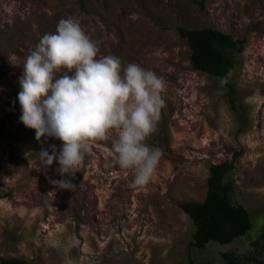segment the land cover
<instances>
[{
    "label": "rangeland",
    "instance_id": "rangeland-1",
    "mask_svg": "<svg viewBox=\"0 0 264 264\" xmlns=\"http://www.w3.org/2000/svg\"><path fill=\"white\" fill-rule=\"evenodd\" d=\"M201 2V4H199ZM73 18L99 52L136 63L165 82V107L149 146L163 150L150 182L135 186L111 150L116 131L96 141L61 177L57 162L39 170L41 148L19 122V79L25 58L61 19ZM212 28L244 40L229 72L234 112L218 79L194 70L177 28ZM63 71V70H62ZM227 175L251 229L228 245L209 243L193 258L222 264L220 253H247L264 224V0H0V257L30 264H183L193 231L180 209L202 202L211 164L230 161ZM70 179L77 187L49 183ZM264 257V256H261Z\"/></svg>",
    "mask_w": 264,
    "mask_h": 264
},
{
    "label": "clouds",
    "instance_id": "clouds-1",
    "mask_svg": "<svg viewBox=\"0 0 264 264\" xmlns=\"http://www.w3.org/2000/svg\"><path fill=\"white\" fill-rule=\"evenodd\" d=\"M99 49L73 18L61 19L56 30L44 34L25 58L19 122L34 130L37 142H62L36 154L39 170L57 162L61 177H74L91 145L107 140L116 131L111 150L121 169H134L133 184L146 186L153 177L163 150L149 146L146 139L154 131L165 107V82L154 71L139 64L122 65L115 55L98 58ZM63 70V71H62ZM48 181L56 189L73 192L70 179ZM65 264H74L71 259Z\"/></svg>",
    "mask_w": 264,
    "mask_h": 264
},
{
    "label": "trees",
    "instance_id": "trees-1",
    "mask_svg": "<svg viewBox=\"0 0 264 264\" xmlns=\"http://www.w3.org/2000/svg\"><path fill=\"white\" fill-rule=\"evenodd\" d=\"M177 31L190 49L191 67L218 79L232 110L237 112L236 90L228 74L238 63L244 40H235L231 35L210 27L194 30L178 27ZM236 157L237 153L230 161L209 166L206 195L202 202L185 201L180 204V209L193 225L183 264H203L193 258L195 252L205 250L209 243L228 245L251 229L245 208L234 200L235 187L226 179L234 170ZM251 244L252 248L244 254L220 253L222 264H264L253 254L256 245L264 246V224L260 235ZM259 255L264 256V247L259 249ZM0 264L30 263L16 257H0Z\"/></svg>",
    "mask_w": 264,
    "mask_h": 264
},
{
    "label": "water",
    "instance_id": "water-1",
    "mask_svg": "<svg viewBox=\"0 0 264 264\" xmlns=\"http://www.w3.org/2000/svg\"><path fill=\"white\" fill-rule=\"evenodd\" d=\"M260 245H256L255 247H254V249H253V254H254V256L256 257V259L257 260H259V261H264V257H261L260 255H259V249H260Z\"/></svg>",
    "mask_w": 264,
    "mask_h": 264
},
{
    "label": "flooded vegetation",
    "instance_id": "flooded-vegetation-1",
    "mask_svg": "<svg viewBox=\"0 0 264 264\" xmlns=\"http://www.w3.org/2000/svg\"><path fill=\"white\" fill-rule=\"evenodd\" d=\"M260 246H261L260 248L264 247V246H262V245H260Z\"/></svg>",
    "mask_w": 264,
    "mask_h": 264
}]
</instances>
